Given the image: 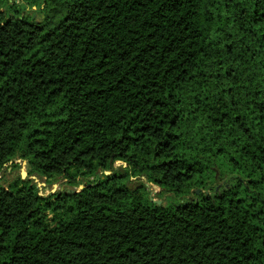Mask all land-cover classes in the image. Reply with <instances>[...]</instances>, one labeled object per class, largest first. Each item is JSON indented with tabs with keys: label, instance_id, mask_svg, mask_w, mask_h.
<instances>
[{
	"label": "trees",
	"instance_id": "trees-1",
	"mask_svg": "<svg viewBox=\"0 0 264 264\" xmlns=\"http://www.w3.org/2000/svg\"><path fill=\"white\" fill-rule=\"evenodd\" d=\"M18 161L0 264H264V0H0Z\"/></svg>",
	"mask_w": 264,
	"mask_h": 264
},
{
	"label": "rangeland",
	"instance_id": "rangeland-1",
	"mask_svg": "<svg viewBox=\"0 0 264 264\" xmlns=\"http://www.w3.org/2000/svg\"><path fill=\"white\" fill-rule=\"evenodd\" d=\"M15 2V0H11V2ZM22 1V0H17ZM29 13L32 14V11L29 10ZM39 16L35 15V18L37 19ZM17 164L20 166L18 168H15V170L12 172V169H9V173L4 169L0 173V179H2V183L5 182L7 185L10 180L17 179L20 175H22V171L25 170L27 172L28 177V165L24 164L23 162L18 161ZM121 165L120 162H117L115 164V167L118 168ZM106 175H110L111 172H105ZM26 177V178H27ZM25 178V179H26ZM85 177L80 176L77 178L78 181H85ZM31 179H34V181L39 185V188L41 190V194L47 196L54 191L55 193L58 191H64V190H72L76 191L77 187L73 188L70 186L69 179L64 177H56L54 179H51L49 181H46L45 179H41L37 176H32ZM141 184H145L147 187V191L149 192L150 198L155 202H164L165 198H163V194L161 195V190L157 188H153L151 184H149L146 180V178L143 177H133L131 178L129 185L131 188L138 189ZM82 189V187H80Z\"/></svg>",
	"mask_w": 264,
	"mask_h": 264
},
{
	"label": "water",
	"instance_id": "water-1",
	"mask_svg": "<svg viewBox=\"0 0 264 264\" xmlns=\"http://www.w3.org/2000/svg\"><path fill=\"white\" fill-rule=\"evenodd\" d=\"M24 164H27V162H23ZM27 177V172L25 170L22 171V178L25 179ZM70 193H76V191H72V190H69ZM202 192V190H197L196 191V194H200ZM52 193H55L54 191H52ZM152 200V199H151ZM153 201V200H152ZM154 203H157L158 205H161L162 202H155L153 201Z\"/></svg>",
	"mask_w": 264,
	"mask_h": 264
}]
</instances>
